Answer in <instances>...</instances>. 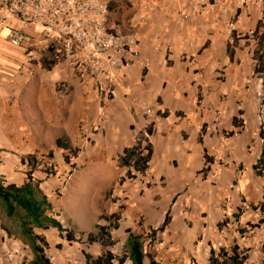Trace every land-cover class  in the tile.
I'll return each instance as SVG.
<instances>
[{"label": "crops", "instance_id": "obj_1", "mask_svg": "<svg viewBox=\"0 0 264 264\" xmlns=\"http://www.w3.org/2000/svg\"><path fill=\"white\" fill-rule=\"evenodd\" d=\"M187 3L186 0L109 2L110 27L134 40L139 58L129 67L123 79L126 89L120 90L113 101L103 105L99 118L91 115L90 123L96 126V131L83 147L77 144L79 132L76 121L82 117L80 112L77 117L73 116L74 119L67 126L65 114L59 118L55 116L58 111L53 110L56 107L49 110L44 106L41 109L45 114V118L41 117V131H36L37 136L33 135L31 126L21 118L17 107L22 93L17 84L23 78L24 71L20 70L19 75L14 69L0 68V179L4 185H20L24 180L25 167L20 163L19 156L41 155L50 147L46 145L45 137L40 139L39 135L44 130H52L50 128H61L62 137L67 139L69 146L78 149L74 161L80 157L83 166L109 164L111 169L116 170L107 191L126 171L116 167L117 155L131 146L135 136L150 124L151 134L147 139L152 154L147 170L141 175L142 182L136 185L137 177L131 180L134 183L130 179L121 182L120 187L127 189L129 197H134L135 192L142 189L144 198H150V203L153 202L150 197L152 191L153 198L156 196L163 201L157 200V203L166 206L164 213L159 215L155 226L150 224L147 227V231L155 229L168 211V225L162 232L156 233L152 241L157 244L156 247L170 240L172 243L167 242L165 248L180 253L184 256V262L189 259L190 264H206L209 249H213L217 243L214 239L213 244L208 238L211 235L206 220L214 222L223 215L237 214L239 210L236 221L233 218L236 223L242 215L249 216L241 212L244 209H249L252 217H256V214L264 216V213L250 207L261 201L264 189V178L255 176L252 171L262 148V137L258 135L259 123L254 117L255 96L262 85L261 80L253 76L252 41L246 36L242 37L255 28L257 14L255 10L220 14L211 8L202 14L190 15ZM183 15L187 17L183 18ZM231 34L239 40L229 60L225 49L226 43L231 42ZM41 90L40 86L29 90L37 99L33 100V107H37L36 103L38 107L43 103L45 97H40ZM36 93L37 96L34 95ZM51 93L53 96L54 91ZM224 93L226 97L219 101V96ZM66 110L70 112L69 108L64 107L63 113ZM238 110L242 112L241 115H237ZM234 116L241 120L238 128L231 127ZM228 132L232 134L227 135ZM199 134L202 144L197 141ZM54 148L62 163L59 150ZM203 148L206 155L212 158L204 175L200 173L205 166ZM105 157L109 158L108 163L104 161ZM60 166H56L59 173ZM212 177L216 180L212 186L213 192L208 187ZM33 178L40 181L39 187L46 195L43 187L54 177L45 179L37 171ZM131 184L136 187L129 190ZM179 191L182 194L176 195ZM112 193L109 204L114 206L119 202L114 198L119 192L114 188ZM134 199L142 201L140 197ZM114 212L117 211L113 209ZM130 213V208H126L119 215ZM173 214L178 216L177 221L181 217L185 222L189 218L202 222L199 221L198 226H192L185 233H174V229H171ZM123 219L126 221L127 218ZM225 227L219 231L222 237L228 234ZM161 239L164 241L160 243ZM6 241V233L0 229V244ZM229 243L246 249L243 264H253L250 249L238 244L235 235L231 236Z\"/></svg>", "mask_w": 264, "mask_h": 264}, {"label": "rangeland", "instance_id": "obj_2", "mask_svg": "<svg viewBox=\"0 0 264 264\" xmlns=\"http://www.w3.org/2000/svg\"><path fill=\"white\" fill-rule=\"evenodd\" d=\"M105 1L108 3L112 2V0ZM188 1L189 0H186V2ZM188 5L189 4L187 3V6ZM246 15L247 17L249 16L248 13H246ZM107 23L108 25L110 23L109 12L107 15ZM27 31L34 37V41L31 43L37 57L40 58L41 56L46 55V51L41 50L43 43H41V39L37 36L35 31L31 28L27 29ZM247 32L244 33L242 37L246 36ZM238 34L240 35L241 33ZM0 46V68L14 69L18 71L19 75L21 74L20 70L24 71L23 78L17 84L20 88V92H22L19 95L17 107L21 113V118L31 126L33 135L37 134L36 131H41V117L45 118V114H43L41 109L44 106L49 110L52 107H56L57 109H53L58 111L55 116L62 118L64 117L62 114H65L67 126H69V122L71 123L74 119L73 116L77 117L78 113H81L82 117L76 121V126L79 132V142H77V144L79 147L87 145L90 135L96 131V126L90 123L91 115L99 118L103 111H99L100 102L96 98L90 85L81 84L78 76L72 69L71 60L64 58L63 61L56 64L50 71H46L40 68L39 65L36 64V61H27L28 58L22 49L11 48L2 40L0 41ZM251 49H253V46ZM36 86L42 88L39 93L40 97H45L42 105L39 104V107L38 103H36L37 107H33L32 102L37 99L33 98L32 92H29L30 89L35 88ZM52 90L54 91L53 96L51 93ZM89 93H91V96ZM37 94L38 93L34 95L37 96ZM225 97L226 94L224 93L222 96H219L218 100L221 101V99ZM255 98L257 103L254 117L258 120V128H261L264 132V95L262 89L257 91ZM64 107L69 108L70 112L66 110V113H63ZM216 112L217 110L215 113ZM88 113L90 114L89 117L87 116ZM50 129L52 130H44L39 136L40 139L44 136L46 139V145L50 147L49 149L42 151L41 155H44L50 150L53 152V157L50 160L51 164L56 166L58 164L61 165L60 175L54 177L50 182L45 184V187H43L50 202L53 203L54 214H56L54 218L58 220L63 227L70 228L78 234H86L88 232H95L96 224L105 225V223L99 219L100 216L111 214L113 209L122 213L126 208H130V215H120L118 228L110 231L111 238L114 241V245L111 247V252L114 256L122 254L126 230L143 236V234L147 233V227L150 224L152 226L156 225L159 215L162 216L166 206L162 203H157V200L160 198L157 199L156 196L153 198V191L151 194L149 193L153 201L152 203L149 202L150 198H144L145 193L143 194L142 189L137 190L134 197H129L127 189L120 187V183L118 182L109 190L105 191L111 177L116 174V170L111 169L109 164H85L83 166L82 159L78 157L75 161H71L73 164L75 162V166H73L72 169L63 166L60 162L57 150L54 148L53 142L55 138L62 137L63 129ZM84 133L87 134L85 139L82 138V134ZM260 139L263 144L264 134ZM103 159L104 161H107V163L109 162L108 157ZM69 174L71 175L68 177ZM137 177L138 181L135 182L136 185L140 184L143 179L140 175H137ZM125 180L129 179H124L123 181ZM210 180L208 187L209 189L211 187L210 190L213 192L214 190L212 189V186L216 183V180L214 177L210 178ZM129 181L134 183V181ZM135 187L134 184H131L128 189H134ZM114 188L119 192V195L114 197L119 200V202L112 206L109 204V199H112V191ZM57 193L59 196L56 195ZM181 194L182 191H179L176 195ZM137 197L142 198V201H139L141 199H134ZM172 201L173 199L170 200L169 205L172 204ZM159 202L163 201L159 200ZM149 208H152V210H149ZM241 212H246L249 216L242 215L241 219L236 223L233 221L232 214H227V217L223 215V218L221 216L220 219L214 222L206 220L211 235L208 238L213 244L214 239L215 241L217 240V243L215 242L213 246V249L216 250L218 246L222 244L224 248L230 246L229 241H231V236L235 235L238 244L240 243L250 249L249 255L253 264H261L264 260V216L256 214V217H252L253 215L249 212V209H244ZM172 216L174 223L171 229H174V233H185L190 230L192 226H198L200 222H202V220H192L191 218L185 222L182 221L181 217L179 221H177L176 218L178 216H175L174 214ZM124 217L127 218L126 221L123 219ZM259 220H262L261 224L258 223ZM224 222L228 224L227 228L225 227L226 225L224 226L226 228L225 233L228 234H226V236L224 235L225 237H222L219 231H223ZM206 224L205 222L203 223L204 226ZM247 224L256 227L251 228L248 227ZM211 225L213 226L211 227ZM1 226L7 228L10 231V234H6V243L0 244V264H27L32 255L28 247L21 240L16 223L11 219L6 218L0 211V229L3 230ZM216 227L218 231L216 230ZM35 232L44 236L48 244V247L45 249V254L52 264H84L81 251H86L92 256H95L100 250L98 245L86 246L83 243L84 235L79 243L68 245L64 240L57 237L54 229H48L45 232L36 230ZM211 232H213V235L215 236L214 238ZM238 232L240 233L239 235ZM162 241H164V239H161L160 243ZM141 242L143 250L157 260L158 264H190L189 259L188 262H184V256H181L180 253L176 254L165 248L164 245L167 244V242L172 243L170 240L162 242L161 245H158L157 247V244L147 242L144 238L141 239ZM207 242H209V240ZM224 242H226V244H224ZM112 264L117 263L113 261ZM123 264L130 263L125 261Z\"/></svg>", "mask_w": 264, "mask_h": 264}, {"label": "trees", "instance_id": "obj_3", "mask_svg": "<svg viewBox=\"0 0 264 264\" xmlns=\"http://www.w3.org/2000/svg\"><path fill=\"white\" fill-rule=\"evenodd\" d=\"M107 11H110L109 3H107ZM258 23L254 28V33L251 38H246L252 41V60L254 62L253 76L261 80L262 93L264 95V34L257 35ZM239 39L231 34V42L226 43V54L228 59H232L233 48L236 47ZM36 61L40 68L50 71L56 64L63 61V56L60 51L48 47L46 55L41 56ZM241 111H237V115H241ZM164 114V113H163ZM241 126V120L238 116L231 119V127L238 128ZM201 130V134H202ZM151 134V125L145 126L142 132H139L131 146L122 149L121 153L115 159L116 167L124 168L125 173L119 178L118 183L124 179L136 180L137 175H143L148 168L152 154V148L147 137ZM201 134L197 141L202 144ZM232 134L228 132L227 135ZM264 132L259 129V137H263ZM54 146L59 150L63 165L68 168H73L71 162L77 154L78 149L69 146L65 137L55 139ZM52 152L48 150L44 155L27 154L20 155L19 161L24 165V180L18 186L14 184L4 185L0 179V211L3 215L14 221L18 228V234L23 243L28 247L31 258L27 264H52L45 254V249L48 244L42 234H37L35 231L45 232L48 229H54L59 239L64 240L68 245L79 243L84 235V244L86 246L98 245L99 252L92 256L86 251H81L84 259V264H112L115 261L117 264H123L128 261L130 264H158L151 255L146 253L142 248L141 239L152 242L155 240V234L162 232L170 221L168 211L164 214L161 223L155 229H148L143 236L133 234L126 230V238L123 243V253L114 256L111 252V247L114 241L111 238L110 231L116 230L120 215L118 212L109 215L100 216L105 225H95L93 233H76L70 228L63 227L58 220L54 218V206L49 201L47 196L39 187V180L33 178L35 172H40L45 179H50L60 175L58 168L52 165ZM204 167L201 169V174L204 175L208 171V165L212 162V158L206 155L203 148ZM46 161V162H45ZM253 174L257 177L264 178V144L259 154L258 159L252 166ZM57 196L58 193L56 194ZM252 210L259 213H264V189L261 201L255 206H250ZM239 213V210H238ZM237 214L232 217L237 219ZM258 223H262L259 220ZM227 223H223V227ZM248 227L255 228L256 226L247 224ZM7 235L10 231L1 226ZM246 249H239L235 244L228 248L218 247L216 250L209 249L206 264H243L246 259ZM264 264V262H263Z\"/></svg>", "mask_w": 264, "mask_h": 264}, {"label": "built area", "instance_id": "obj_4", "mask_svg": "<svg viewBox=\"0 0 264 264\" xmlns=\"http://www.w3.org/2000/svg\"><path fill=\"white\" fill-rule=\"evenodd\" d=\"M105 0H0V38L11 48L22 49L27 61L37 60L27 31L41 39V50L48 47L70 59L81 84H89L103 105L126 89L123 79L139 58L134 40L107 23ZM190 15L213 8L220 14L255 10L257 35L264 34V0H189ZM186 18V16H182ZM253 30L247 32L251 38ZM87 134H82L85 139ZM264 144V141H263Z\"/></svg>", "mask_w": 264, "mask_h": 264}]
</instances>
